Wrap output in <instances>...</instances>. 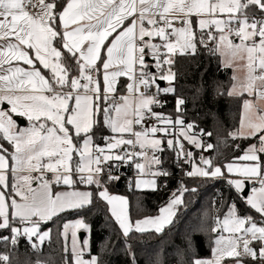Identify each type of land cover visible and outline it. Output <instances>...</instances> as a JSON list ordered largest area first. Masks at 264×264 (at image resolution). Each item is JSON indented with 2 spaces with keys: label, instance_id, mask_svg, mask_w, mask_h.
<instances>
[{
  "label": "snow or ice",
  "instance_id": "6c2138e0",
  "mask_svg": "<svg viewBox=\"0 0 264 264\" xmlns=\"http://www.w3.org/2000/svg\"><path fill=\"white\" fill-rule=\"evenodd\" d=\"M250 6L264 13V0H65L60 6L56 0H35V3L0 0V40L5 41L0 43V105H11L10 110L0 109V133L12 149L10 152L0 144V229L13 233L10 237L0 236V242L10 241L16 246L21 235L29 240L35 237L39 244L32 243L31 247L39 248L49 238L48 231H40L41 222L92 203L93 193L80 191L76 185H94L100 189L98 198L111 206V215L125 236L149 228L163 231L164 226L171 223L174 206L182 203L180 197L162 207L159 216L133 222L127 215V201L109 195L97 179L104 171L101 167L104 162L134 160L137 155L147 159L143 149L155 150L163 143L160 139L148 140L149 133L171 134L167 125L176 123L182 129L194 127L182 119L174 122L152 112L153 104H162L155 96L146 94L157 75L145 71L148 67L145 49H149L161 70L159 78L171 82L176 79L172 71L174 58L195 55L197 44H204L203 36L197 40L194 23L201 32L214 26L220 35L213 36L209 32L208 40H215L217 44L227 41L228 46L233 47V42L224 35L227 29L240 38L234 51L247 53L249 82L242 86L240 94L257 93L258 99L264 100V90H258L255 84L257 80L264 84V18L257 20L254 15L250 16ZM224 13L228 14L226 19L216 18ZM233 23L237 25L234 28L231 27ZM156 37L163 44L152 43ZM249 40L251 43L245 44ZM67 59H71L74 67L66 63ZM13 61H22L29 68L19 64L13 66ZM255 68L260 70L259 75L252 74ZM120 77L130 81L122 85L128 95H116ZM162 91L174 92L175 89L169 87ZM235 93L233 86L228 95ZM184 103V99L178 98V111ZM254 107L252 101H244L245 116L235 133L236 137L255 138L259 142V146L250 145L244 155L236 158L246 163H229L222 170L202 157L203 166H194V170L186 174L214 178L235 176L227 179V183L261 220L240 215L233 202L224 219L218 220L213 227L214 232L224 231L231 236L215 238V260H196L194 264H221L226 257L235 258V264H243L244 257L264 260V109H256L253 113ZM12 113L26 116L31 126L17 128ZM146 113L155 116L165 127H145ZM100 123L119 134L118 138L103 137L104 147L94 145L93 128ZM133 124L141 125L143 130L134 131ZM125 133L136 139H125ZM181 136L198 147H212L201 144L196 134L186 130L181 131ZM137 142L142 149L139 153L128 149L123 155L112 152L122 145L136 146ZM166 144L174 149L178 158L183 156L191 163L188 159L191 152H186L178 139L175 142L167 140ZM74 154L77 156L75 162ZM152 160L157 165L161 163L155 154ZM135 167L143 171L145 165L137 162ZM152 174L168 175L162 169ZM108 179H119L111 175V168ZM253 179L259 186L252 187L251 195H247L246 185ZM53 184L69 190L53 192ZM139 184L155 188L154 180H141ZM184 191L194 189L185 188ZM16 221L31 226L16 227ZM68 227L64 225L65 239ZM71 227L87 229L88 226L77 221ZM72 237L75 264H98L95 257L83 259L86 249L77 248L75 231ZM252 241L260 242L258 250L251 246ZM0 260L7 264L9 257L0 254Z\"/></svg>",
  "mask_w": 264,
  "mask_h": 264
},
{
  "label": "trees",
  "instance_id": "16d2710c",
  "mask_svg": "<svg viewBox=\"0 0 264 264\" xmlns=\"http://www.w3.org/2000/svg\"><path fill=\"white\" fill-rule=\"evenodd\" d=\"M56 3L60 6L65 0H56ZM193 26L197 40L203 36L204 44H197L195 55H177L174 58L175 91L162 93L161 112L174 122L182 119L185 124H193V134L211 142L212 147L206 154L213 165L224 169L227 164L237 161L236 158L242 156L250 145L259 146V142L255 138L233 136L240 126L244 96L228 95L233 82L231 69L223 67L216 44L208 40V32L198 30L195 23ZM66 63L74 67L71 59H67ZM44 72L47 74V70ZM75 74L73 71L72 75ZM126 83L125 79L119 81L117 95L126 94L122 87ZM178 98L185 101L179 106V111ZM93 133L95 145H101L103 137L112 135L103 123L94 127ZM0 144L12 151L1 135ZM190 152L189 170L193 162L200 163L202 151L194 147ZM76 159L74 154V162ZM172 160L173 151L164 149L161 153L162 165L169 166ZM100 182L109 191L127 196L133 222L157 215L181 192L182 204L173 221L162 232H132L125 236L112 217L108 204L98 198L100 189L94 185L87 186L93 193L92 203L82 209L65 211L42 223L41 231H49L50 235L39 248L31 247L35 240L29 241L24 236L17 238L16 246L10 241L0 242V254L9 257L7 264H74L73 254L65 248L62 232L67 222L76 219H82L90 226V253L87 257H96L98 264H194L196 260L211 257L215 240L213 227L226 216L233 202L240 215L261 220L259 214L246 205L224 178L169 180L167 186L158 185L154 191L135 192H128L124 187L118 189L116 183L107 178L100 179ZM185 188L194 191H184ZM19 224L16 221L14 226ZM12 235L8 229L0 230V236ZM245 263L264 264V260L247 259ZM0 264L5 262L0 260Z\"/></svg>",
  "mask_w": 264,
  "mask_h": 264
},
{
  "label": "built area",
  "instance_id": "2783aa9c",
  "mask_svg": "<svg viewBox=\"0 0 264 264\" xmlns=\"http://www.w3.org/2000/svg\"><path fill=\"white\" fill-rule=\"evenodd\" d=\"M31 3H35V0H31ZM250 16H252V14H249ZM255 16V18L257 20L262 19L263 17L253 14ZM237 25H235L234 23L231 25V27H236ZM207 32L209 34V32L211 33V35L216 36V30L215 27L212 26L211 28L207 29ZM174 39V37L172 38ZM164 49H161V52H163ZM145 63L147 64V68L145 69L146 72H150V73H155L157 75V79L155 80V83L147 90L146 94L149 96H155V98L157 100H159L163 106V102L161 99V95H162V88L160 87L158 80H161L159 78L160 74H161V70L156 66V61L155 59H153L152 63H148L145 61ZM137 69H139V66H137ZM260 74V70L258 69L256 72V75ZM83 82V81H82ZM143 91V89H141ZM117 95V94H116ZM124 95H128V94H122V95H118V96H124ZM135 98V97H134ZM162 106H158L157 104H153L152 107V112L156 113V114H162L163 116H165L161 110H162ZM167 117V116H165ZM145 127H160L163 128L165 127V124L157 121V119L155 118V116H152L148 113L145 114V120L143 122ZM167 127H169L170 129V133L171 134H165L164 132H157L155 133L158 136H161L162 138L166 137V139L169 140H174V142L178 139L180 143H182V141L179 139V137L175 134L176 129L179 127L178 124L173 125H167ZM133 130L134 131H142L143 128L141 125L139 124H133ZM115 135H108L105 137H112ZM149 136H151V133H149ZM118 138V136H116ZM125 139H133L135 140L136 138L134 136H132L130 133L124 135ZM167 141V140H166ZM106 144L105 140L103 139V143L100 145L101 147H104ZM201 144L203 145H211V142L207 139H202L201 140ZM184 145V144H183ZM178 144H176V147L178 148ZM128 149L133 153H139L142 151V149L139 147V143L137 142L136 146H130V145H122L120 147H118L117 149L112 150L113 154H120L123 155L124 154V150ZM162 149V150H161ZM164 149H169L173 151V160L170 163L169 166H163L162 162L157 165L153 162L152 157L155 154L161 161V153ZM184 149L186 152H189L190 149L185 147L184 145ZM199 149H201L202 154H206V151L208 150V148H203L200 147ZM144 152L147 153V159H145L142 156H135L134 160H125V161H119V160H112V161H107L101 164V167L104 169L103 172H101L99 174V176L97 178L102 179V178H107L108 179V170L109 168H111V175L113 177H119V179H112L111 181H114L115 183H117L119 180H121V187H124L128 192H135L137 191V181L138 180H154L157 182L158 185L161 186H167V183L169 180H177V181H183V180H187L193 177L188 176L186 173L189 172L190 170L188 169V166L190 163L187 162V160L183 157L180 156L179 158L176 156L175 151L173 148H170L167 146L165 140H163V145L160 148V150H153L152 148H145L143 149ZM191 160V158H188ZM143 163L145 165L143 171L138 170L135 167V163ZM164 170L165 172L168 173V175H153L152 173H158L159 170ZM48 176H51L48 174ZM199 177V176H197ZM200 179H203L204 177H199ZM109 180V179H108ZM254 187H258L259 184L258 182L255 180ZM178 190H181L180 188ZM240 247L242 248V244L240 245Z\"/></svg>",
  "mask_w": 264,
  "mask_h": 264
},
{
  "label": "rangeland",
  "instance_id": "374dc122",
  "mask_svg": "<svg viewBox=\"0 0 264 264\" xmlns=\"http://www.w3.org/2000/svg\"><path fill=\"white\" fill-rule=\"evenodd\" d=\"M243 2V0H242ZM249 14H256V15H259L261 17L264 18V13H261L255 6H250L249 8ZM227 13H224V14H218L216 18H219V19H226L227 18ZM237 15H239V13H237ZM193 20L195 21L196 20V17H193ZM176 26H179V24H177ZM194 27V26H193ZM196 28L199 30L198 28V25H196ZM208 28H205L204 31H207ZM216 30V29H215ZM220 35V32H218L216 30V36L218 37ZM224 35L228 38V40H231L233 42V47H230L228 46L227 44V41H225L223 44H217V51L219 53V55L221 56V60H222V65L224 67H228L232 70V78H233V82H232V86H231V89L233 88V86H235V89H236V93L232 96H244V99H243V104H244V101L245 100H250L253 102V104L255 105L254 109H253V113L256 111V109H264V100H261V99H258V94L257 93H254L253 95H249L246 91L243 92V95H241V91H242V86L246 85L248 82H249V75H250V69L248 67V61H247V53L246 52H243V51H240V52H235L234 51V46L236 44H239L240 43V38L236 37L234 34L230 33L227 29L225 30L224 32ZM156 38H153L152 39V43H156V44H163V41H160L161 42H158ZM175 39V37H174ZM173 39V40H174ZM257 42L259 40V38L257 37L256 38ZM214 43L216 44L217 42L215 40H213ZM251 41H245V44H250ZM148 50V54H145V59L146 57H150L151 59H153L152 55L149 53V49H146ZM157 66V65H156ZM258 68H255V71L252 72L253 75H256V72H257ZM163 80V79H161ZM165 82V87L162 88L165 89V88H169V87H173V81L169 82V81H166V80H163ZM255 84H256V88L258 90H264V84H262L259 80L255 81ZM162 93H173V92H163ZM128 94V93H127ZM243 104H242V115H241V121H240V126H239V129L241 127V123H242V118H244L245 116V113H244V109H243ZM0 109H4V110H10L11 109V105H8L7 103L3 104V105H0ZM12 117L13 119L16 121V124H17V128L19 129H26V128H29L31 126V122L28 121L27 117L26 116H17L15 113H12ZM18 119H24L26 120L27 124L25 126H20L18 124ZM179 119H177L178 121ZM178 125H180L179 123H176ZM110 130V129H109ZM182 130H186L188 131L189 133H193L192 131V128L191 129H182L181 128H177L176 129V132L175 134L179 137V139H181L184 143H187V148H189L190 146H195L197 148H200L198 147L197 145L195 144H192L190 143L188 140L184 139L183 136H181V131ZM111 131V130H110ZM113 133V132H112ZM236 133V132H235ZM235 133L233 134L234 137L235 136ZM115 135V133H114ZM198 141L201 142V139L200 137L196 136L195 137ZM236 138H243V137H236ZM148 140H152V139H160L162 140H169V139H166V137L162 138L161 136H158L156 134H151V136H148L147 138ZM163 143L155 150H160V148L162 147ZM201 150V149H200ZM205 155L204 154H200V159ZM209 159V158H207ZM11 163V162H10ZM234 164H240L242 165V163H234ZM194 166H203V163L202 161L200 160V163H196V162H193L192 163V170H194ZM222 169V168H221ZM223 170V169H222ZM13 175H15V173H13ZM33 175H36L35 173ZM49 175H51V173H49ZM149 186V185H148ZM35 187V186H33ZM6 191V190H5ZM121 198H126L125 195L123 194H120ZM224 219V218H223ZM222 219V220H223ZM78 221H82V220H78ZM77 221H74V222H71L69 223V227H68V230H67V239H65V242H66V246L68 247V249H70L71 251V247H72V234H73V231H75V236H76V246L77 248H85L86 251L84 252V255H83V259L85 260H90L92 257L94 256H90V257H87V255L90 253V226L88 224H86L84 221H82L85 225H87V229L86 228H79V229H73L71 227V225L75 224ZM31 225L30 224H25L23 227H30ZM17 227V226H16ZM21 227V228H23ZM1 230V229H0ZM41 231V229H40ZM42 232V231H41ZM81 233H85V234H88V236L86 238H84L83 241H81L80 239V234ZM225 234L223 235L225 238H229L231 236L230 233L228 232H224ZM63 235H64V232H63ZM236 235H240L239 233H237ZM22 236V235H21ZM20 237V236H19ZM64 238H65V235H64ZM28 239V238H27ZM29 240V239H28ZM36 240L35 237H32L31 240L29 241H34ZM37 241V240H36ZM38 244H39V241H37ZM215 242V240H214ZM44 243V242H43ZM258 244V241H252V244L251 246L253 248H258L256 247ZM260 247V246H259ZM72 253V252H71ZM96 258V257H95ZM97 259V258H96ZM254 260V259H253ZM257 260V259H255ZM74 264H75V258H74Z\"/></svg>",
  "mask_w": 264,
  "mask_h": 264
},
{
  "label": "crops",
  "instance_id": "0c3cea01",
  "mask_svg": "<svg viewBox=\"0 0 264 264\" xmlns=\"http://www.w3.org/2000/svg\"><path fill=\"white\" fill-rule=\"evenodd\" d=\"M109 39H111V38H109ZM145 39H148L147 37L145 38ZM158 42H161L160 41V38L158 37L157 39H156ZM0 43H5V41H3V40H0ZM216 46H217V43H216ZM145 51H146V49H145ZM148 54V53H147ZM221 57V56H220ZM221 62H222V60H221ZM13 63V66H15V65H17V64H19L21 67H25L26 69L27 68H29V66H27V65H24L23 64V62L22 61H20V62H17V61H13L12 62ZM5 67H7V65H5ZM224 67V66H223ZM226 68H228V67H226ZM232 71V70H231ZM121 79H125V80H127V83L128 82H130V81H128V79H127V77H120L119 79H118V83H119V81L121 80ZM118 83H117V85H116V88H117V86H118ZM231 90V89H230ZM126 94H127V92H126ZM126 134H129V133H125L124 135H126ZM0 135L3 137V133H0ZM112 135H114V133H112ZM115 136H119V134H116L115 133ZM183 143V142H182ZM184 145H185V147H187V143L185 144V143H183ZM95 145V144H94ZM194 147L195 146H192V148L190 149V151H193V149H194ZM197 148V147H196ZM244 155V154H243ZM191 158V157H190ZM203 158H209V156L207 155V154H205L204 156H203ZM201 160V159H200ZM202 161V160H201ZM231 163H242V164H244V163H246V162H243V161H234V162H231ZM228 165V164H227ZM226 167V166H225ZM223 170H225V168L223 169ZM34 174V173H33ZM204 178H214V177H204ZM215 178H217V179H220V178H224V179H232V178H236L235 176H228L227 178L226 177H215ZM97 179H99V178H97ZM100 180V179H99ZM139 181H141V180H138L137 181V191H154V190H156L157 188H158V184H157V182L155 181V188L153 189V187H150V186H148V185H146V184H144V185H141V184H139ZM254 184H256L255 183V179H253V181H251V183H248L247 185H246V188H245V192H246V190H247V188H249L248 189V192H247V195H251V188L252 187H254ZM33 186H35V184H33ZM87 186H89V185H76V188L78 189V190H80V191H90L88 188H87ZM103 188H105V187H103ZM234 188V187H233ZM107 189V188H106ZM235 189V188H234ZM52 190H53V192H57V191H67V190H69L67 187H60V186H57V185H55V184H53L52 185ZM91 192V191H90ZM107 192L109 193V195H112V196H116V197H121L120 196V194H117V193H113V192H111V191H109L108 189H107ZM126 198H125V200L127 201V205H126V211H127V215H128V217H129V219H130V215H129V203H128V198H127V196H125ZM176 197H180L181 199L183 198V197H181V194H179V195H177V196H175V197H173V198H176ZM172 198V199H173ZM171 199V200H172ZM171 200L168 202V203H166L163 207H166V206H168L169 204H170V202H171ZM106 202V201H105ZM107 203V202H106ZM108 204V203H107ZM182 203H180V204H178V205H175L174 206V208H173V211H174V215L171 217V222L173 221V219L175 218V216H176V214H177V211H178V208H179V206L181 205ZM86 206H88V205H86ZM108 206H109V211H110V213H111V206L108 204ZM71 210H73V209H71ZM68 211V210H67ZM255 211V210H254ZM61 213H63V212H61ZM61 213H59V214H61ZM161 213H160V211H159V213L157 214V215H155V216H151V217H145V218H152V217H157V216H159ZM258 214V213H257ZM227 215V214H226ZM55 217V216H54ZM113 217V216H112ZM114 219H115V217H113ZM145 218H143V219H140V220H144ZM78 220H82V219H76V220H73V221H69V222H67L66 224H69V223H71V222H74V221H78ZM131 220V219H130ZM257 221H260L259 219H256ZM83 221V220H82ZM116 221V220H115ZM222 221V220H221ZM19 222V221H18ZM117 222V221H116ZM42 223H45V222H41V224ZM118 223V222H117ZM25 224H27V223H20L17 227H23ZM41 224H40V226H41ZM170 224V223H169ZM169 224H167V225H165L164 226V228H163V230L169 225ZM119 225V224H118ZM246 227H247V225H245ZM122 230V229H121ZM148 231H154V232H156L154 229H152V228H149L148 230H146V231H144V232H148ZM42 232H44V231H42ZM49 232V231H48ZM63 232H64V227H63ZM63 232H62V235H63ZM123 232V231H122ZM132 232H138V231H132ZM132 232H130V233H132ZM162 232V231H161ZM129 233V234H130ZM157 233H160V232H157ZM89 234H90V232H89ZM128 234V235H129ZM225 233H224V231H222V232H220V233H217V232H215V238L218 236V235H224ZM49 235H50V233H49ZM88 236V234H86V236H85V238ZM27 239V238H26ZM49 238H47V239H45V241H44V243L48 240ZM63 239H64V242H65V238H64V235H63ZM34 243H37L38 244V242L35 240V242ZM43 243V244H44ZM42 244V245H43ZM41 245V246H42ZM259 246H260V242L258 241V244H257V246L256 247H258L257 248V250L259 249ZM65 248L67 249V250H70V249H68V247L66 246V242H65ZM216 248H217V245L215 244V242H214V247H213V251H212V255H211V257L210 258H208V259H199V260H201V261H213V260H215L216 259V255H217V253H216ZM247 259H251V260H253L251 257H244L243 258V264H246L245 263V260H247ZM259 260V259H258ZM221 264H235V258H232V257H226V258H224L222 261H221Z\"/></svg>",
  "mask_w": 264,
  "mask_h": 264
},
{
  "label": "water",
  "instance_id": "95a60500",
  "mask_svg": "<svg viewBox=\"0 0 264 264\" xmlns=\"http://www.w3.org/2000/svg\"><path fill=\"white\" fill-rule=\"evenodd\" d=\"M147 53H148V50L145 51V54H147ZM145 61L148 62V63H152V62H153V59H151L150 57L147 56L146 59H145ZM158 83H159V85H160L161 88H164V87H165V82H164L163 80H158ZM17 121H18V124H19L20 126H25V125L27 124L26 120H24V119H18ZM116 186H117L118 189H121V180H119V181L116 183ZM248 189H249V188H247V190H246V192H245L246 194H247V192H248ZM85 236H86L85 233H81V234H80V239H81V241L84 240Z\"/></svg>",
  "mask_w": 264,
  "mask_h": 264
}]
</instances>
